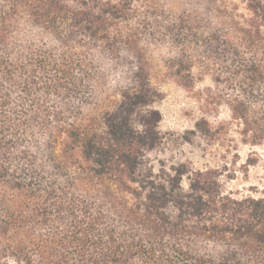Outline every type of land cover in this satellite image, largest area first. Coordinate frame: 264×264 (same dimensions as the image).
<instances>
[{"label": "trees", "instance_id": "16d2710c", "mask_svg": "<svg viewBox=\"0 0 264 264\" xmlns=\"http://www.w3.org/2000/svg\"><path fill=\"white\" fill-rule=\"evenodd\" d=\"M206 79L186 135L263 148L264 0H0V264H264V191L147 161Z\"/></svg>", "mask_w": 264, "mask_h": 264}, {"label": "rangeland", "instance_id": "374dc122", "mask_svg": "<svg viewBox=\"0 0 264 264\" xmlns=\"http://www.w3.org/2000/svg\"><path fill=\"white\" fill-rule=\"evenodd\" d=\"M165 51H151L155 66L161 68V59ZM210 86L209 79L198 84L193 93L186 92L171 82L161 86L162 98L155 104V109L162 115L159 124V132L162 135V144L147 155V161L155 171L161 165L179 166L185 165L194 171L221 170L224 167L230 172V179H223L225 192L231 193L237 198L252 196L262 197L264 191V175L261 164L245 170L244 164L251 153H257L263 157V148H249L238 145L232 150L226 146L209 144L202 138H193L186 133L193 130L194 123L201 117L199 104L195 93ZM227 110L219 111L218 119L208 118L210 123L227 121ZM234 139L235 135L231 134ZM191 143H187L186 139ZM229 171V172H228Z\"/></svg>", "mask_w": 264, "mask_h": 264}]
</instances>
